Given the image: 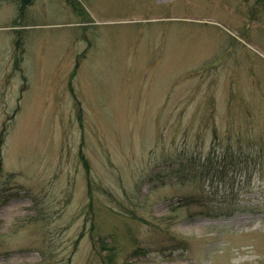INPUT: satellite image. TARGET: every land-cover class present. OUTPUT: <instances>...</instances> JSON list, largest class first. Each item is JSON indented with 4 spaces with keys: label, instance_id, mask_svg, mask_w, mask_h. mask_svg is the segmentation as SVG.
Masks as SVG:
<instances>
[{
    "label": "rangeland",
    "instance_id": "rangeland-1",
    "mask_svg": "<svg viewBox=\"0 0 264 264\" xmlns=\"http://www.w3.org/2000/svg\"><path fill=\"white\" fill-rule=\"evenodd\" d=\"M21 2L0 264H264V0Z\"/></svg>",
    "mask_w": 264,
    "mask_h": 264
},
{
    "label": "trees",
    "instance_id": "trees-1",
    "mask_svg": "<svg viewBox=\"0 0 264 264\" xmlns=\"http://www.w3.org/2000/svg\"><path fill=\"white\" fill-rule=\"evenodd\" d=\"M29 3H30V0H22V2H21V13L24 12L26 6H27ZM186 165H189V163L186 164ZM201 167H202V165H201ZM217 172H218V171H217ZM218 173H219V172H218Z\"/></svg>",
    "mask_w": 264,
    "mask_h": 264
}]
</instances>
